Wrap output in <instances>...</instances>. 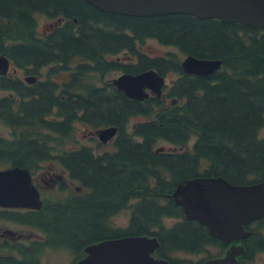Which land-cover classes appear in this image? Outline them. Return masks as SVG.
Returning a JSON list of instances; mask_svg holds the SVG:
<instances>
[{
	"label": "trees",
	"instance_id": "16d2710c",
	"mask_svg": "<svg viewBox=\"0 0 264 264\" xmlns=\"http://www.w3.org/2000/svg\"><path fill=\"white\" fill-rule=\"evenodd\" d=\"M38 14L54 21L41 34L36 30ZM146 38L175 45L181 55L219 58L221 66L206 75L185 72L177 54L152 56L143 51L140 44ZM0 53L14 64H54L51 69L57 72L61 67L69 71L73 64L64 84L73 90L63 100L49 94V79L34 84L40 91L26 88L23 95L30 98L22 102V115H12L10 98L0 100V116L26 138L5 161L34 174L37 165L50 158V140L56 138L60 145L74 134L75 122L117 128L118 149L102 154L85 146L59 151L57 159L68 177L91 193L71 196L65 204L47 199L39 209L25 212L26 223L45 232L42 249L70 246L75 259L68 264H75L90 242L146 234L159 241L154 256L170 264H203V259L173 253H197L206 244L226 246L205 225L186 218L171 194L181 179L194 176L221 175L233 183L264 177V29L182 12L126 15L101 10L88 0H0ZM117 53L131 58H104ZM111 68L173 73L163 89L169 100L155 94L132 98L112 83L97 84L95 75ZM2 79V87L21 88L16 79ZM50 103L59 105L63 116L59 114L58 121L44 116ZM134 115L143 119L129 128ZM159 140L174 148L157 146ZM126 208L128 223L110 227V216ZM164 218L175 220L166 225ZM253 223L243 239L245 249L228 264H254L251 258L263 251L264 216ZM40 244L25 251L24 261L10 263L44 264L37 258Z\"/></svg>",
	"mask_w": 264,
	"mask_h": 264
},
{
	"label": "water",
	"instance_id": "95a60500",
	"mask_svg": "<svg viewBox=\"0 0 264 264\" xmlns=\"http://www.w3.org/2000/svg\"><path fill=\"white\" fill-rule=\"evenodd\" d=\"M104 11L145 16L184 12L198 17H217L227 22L238 21L264 28V0H88ZM9 60L0 54V73L7 71ZM221 59L192 54L181 60L184 71L209 74L220 67ZM29 76L27 79H32ZM124 93L133 98L148 95L149 88L161 94L164 77L150 68L137 73L123 72L112 79ZM175 102L173 98L171 100ZM116 126L98 129L105 141L116 132ZM171 196L181 205L188 219H195L208 232L225 242L243 238L250 233L245 225L264 216V177L248 183H233L221 175L194 176L181 179ZM40 193L26 167L0 169V205L39 208ZM159 241L155 235H124L106 238L85 246V254L76 264H169L153 251ZM243 251L242 245L231 244L223 256L209 258L205 264H228Z\"/></svg>",
	"mask_w": 264,
	"mask_h": 264
},
{
	"label": "flooded vegetation",
	"instance_id": "af4514ba",
	"mask_svg": "<svg viewBox=\"0 0 264 264\" xmlns=\"http://www.w3.org/2000/svg\"><path fill=\"white\" fill-rule=\"evenodd\" d=\"M49 27H51V25ZM49 27H46V29H44V31L48 30ZM260 29H264V28H260ZM104 58L107 60H112V61L117 60L118 61V60H127V59L130 60L131 57L129 55H126V57H123L117 53V54H109L107 57H104ZM53 66H56V65H54V64H43V65H39L38 67L35 68L32 64H28V63L27 64L26 63L14 64L13 61L10 60L8 70L5 73L0 74V84L3 80L2 79L3 77L8 78L10 80L16 79L18 81V83L20 84L18 86L19 87L21 86V88L18 89V88H16L17 86L16 87H14V86L13 87H2L0 85V89L8 91L7 94L0 95V100L1 99L3 100L5 98H10L12 100L10 103V109H12L11 113L13 116H16V114L22 115V112H21L22 105H23L22 102L30 98L28 95H23V94H25L26 91H28V90H32L34 92L40 91V88L35 89L36 87H34V84H36V82L49 79L51 81V83L53 84V87H49L47 89L49 91V94L52 95V97L55 100L57 99L58 96H59L60 100H63L65 98L66 94L70 93L73 90L70 87L64 86V84L67 83L69 78H70L69 73H70V69L73 67V64H71L70 68L68 69L69 71H66V72L60 71L62 69V67L57 72L54 69H51V67H53ZM16 69H19L21 71V76L16 74ZM109 72L113 73L114 76H112L110 78H104V75L106 73H109ZM122 72H126V71H124L121 68L120 69H118V68L112 69L111 68V69H108V70L102 72L101 73V75H103L102 83H99V84L102 85L104 83H112V79ZM29 76H31L33 78L27 79ZM71 78H72V76H71ZM87 79H88V77H87ZM83 85H85V73H84V77H83ZM107 87H108V85H107ZM26 88L28 90H26ZM78 90L79 89L77 88L76 91H78ZM106 90H108V88H106ZM150 94H152L151 91H149V95ZM21 95H23V96H21ZM160 96L164 100H167V98L164 97V95L162 93H161V95H158V97H160ZM48 110H49V112L44 115L46 117V119H48V120L58 121V120H56V118L63 116V114L59 113V111H58L59 105L57 103H50ZM75 123H79V124L84 125L83 126L84 127L83 128L84 133L82 135L85 136V139L88 141L81 142V140H79L76 137V133H77L76 129H74L73 135L63 138V142L60 145H57V139L56 138L51 139L50 143H49V147H50V151H49L50 158H49V160H46L45 162H40L36 167L35 173L32 174L33 181L35 182V184L39 188L42 201H44V200L47 201V199H49L50 201H53V202L60 201V202H63V204H65L67 202L72 201L73 197H71V196H74V197L79 196V197L83 198V197H85V194L89 195L91 193L88 188H85V186L75 182L74 180H72L71 178L68 177L67 170L65 169V167H62L61 163L57 159L59 157V155L62 154L59 151H62L63 149L70 150L72 148L85 146V147H87V149L91 150L94 154H102V153H106V152L118 149V145L115 144V142H116L115 134L113 136H110L107 140L103 141V140L99 139V137L97 135L98 127H92L89 123H84V122H80V121L75 122ZM0 126H1V130H0V169L12 167V166H19L17 164L12 165V163H10L9 161H5L3 158L8 159L10 157L11 152L12 153L17 152V150H15V146L16 145L19 146L20 144H23V143L25 144L26 138L21 133V131H22L21 129L11 125L8 120L3 119L1 116H0ZM85 129H86V131H85ZM93 142L95 143V145H93ZM65 152H67V151H65ZM45 164H49V166L51 168L52 167L59 168L58 172L55 173L54 177H50L49 179H46L45 176L44 177L38 176V174L43 173V172L38 173L37 176L35 177L36 171L42 170L43 165H45ZM58 164H59V166H58ZM21 167H23V166H21ZM38 180H40L41 182H39ZM51 184H52V186L55 185V187H57L59 194L62 196H57L55 199L44 197V195L42 193L44 186L51 185ZM37 209H39V208H37ZM37 209L26 208V207H9V206L0 205V264H11L10 261L12 259L17 260V261H24L26 258L25 251L26 250L29 251V250H33V249L36 250L38 244L43 242V240L45 239V232L41 229V227L38 225H32V224L26 223L25 212L27 210H37ZM116 214H118V213H113L112 215H116ZM111 216H110V218H111ZM10 223H12L14 225V227H10L9 226ZM109 226L112 228L122 227L119 225L118 226L109 225ZM254 226H255V223H253V221L249 222L245 225L246 229H249L247 227H254ZM27 229H29L28 232H27ZM261 230L264 233V226L261 228ZM251 232L252 231L250 230L249 234H251ZM249 234L243 238L233 239L229 242L224 241L226 243V246L223 248H220V247L213 245V244H206L203 247V249H201V250H209V247L213 246L214 249H217L214 253H218L219 250H222V251L220 254L212 253L214 255L207 257L206 259H203V264H205V261L209 258L223 256L225 254L226 250L231 246V244L242 245V248L244 250L245 248H244L243 239H245L247 236H249ZM100 240H102V239H98V240H95V241L90 242V243H95V242L100 241ZM90 243H88V244H90ZM40 246H41L40 249H37V250H39L37 258H38L40 263H44V264H49V263L43 259L42 255L44 252L41 253V250H50L51 248L56 249V250L62 249L61 247H58V248L57 247H49V248L45 247L44 249H42L41 244H40ZM84 247L82 248V250H84ZM63 249L72 250V248L70 246H68V248H63ZM262 250L263 251H260V252H264V249H262ZM257 253H259V252H257ZM240 254H238V255H240ZM256 254L254 255V257L251 258L252 262L255 259ZM238 255L235 256V260H236ZM234 261H232V262H234ZM232 262H230V263H232ZM253 263L255 264V262H253ZM55 264H68V263L59 262V263H55Z\"/></svg>",
	"mask_w": 264,
	"mask_h": 264
},
{
	"label": "rangeland",
	"instance_id": "374dc122",
	"mask_svg": "<svg viewBox=\"0 0 264 264\" xmlns=\"http://www.w3.org/2000/svg\"><path fill=\"white\" fill-rule=\"evenodd\" d=\"M36 17H37L36 30L40 34L44 32V29H46V27H49L51 25L50 24L51 22H54L52 19H49L42 14H38ZM140 45H141L140 47L143 51L147 52L149 55H152V56L153 55H167L169 53H174V54H177L178 56H180V58L182 57L181 52L179 51L177 46L170 45V44H163L155 38H146ZM119 55L125 56L124 54H119ZM16 74L21 76V71L19 69H16ZM112 76H114V74L109 72V73H106L104 75V78H110ZM171 76H173V73L169 74L166 77V79L171 78ZM102 77H103V75H101V72H99L95 75L94 78H95V81L97 82V84L102 83ZM7 93H8V91L0 89V95H5ZM142 119H143L142 116H137V115L131 116L128 120V127L131 128V126L135 122L142 120ZM83 126H84L83 124L75 123L74 127L77 130L76 137L79 140H81V142H86L88 140H86L85 136L82 135L84 133V131H83L84 127ZM0 130H1V126H0ZM85 131H86V129H85ZM93 145H95L94 142H93ZM156 145L162 146L165 149H173L174 148V146H172L170 143H168L167 141H164V140H159L156 143ZM58 166H59V164H58ZM58 170H59V168H56V167L51 168L49 166V164H45V165H43L42 170L36 171L35 177L37 176L38 173L43 172V173L38 174V176H42V177L45 176L46 179H49L50 177H54L55 173L58 172ZM38 181L41 182L40 180H38ZM42 193H43L45 198H54L55 199L57 196H62L59 194L57 187H55V185L52 186V184L44 186ZM129 215H130V209H127V208L123 209L120 212H118V214L112 215L111 218H109L108 225L125 226L128 223ZM174 220H175L174 218H164V223L166 225H170ZM9 226L14 227V225L12 223H10ZM28 231H29V229H27V232ZM216 250L217 249H214L213 246H210L209 250H202L198 253H187L184 251H180V252L173 253V255L179 256V257H188V258H191L193 260H200V259H206L207 257H210L214 254H218V253H214ZM212 253H214V254H212ZM42 257L49 264H55V263H59V262L69 263V261H71L72 259H75L74 253H72L70 250H65L63 248L57 249V250L53 249V248H51L50 250H45ZM253 262H255V264H264V252L257 253Z\"/></svg>",
	"mask_w": 264,
	"mask_h": 264
}]
</instances>
